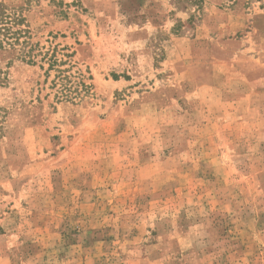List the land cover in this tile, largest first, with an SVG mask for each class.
<instances>
[{"label":"rangeland","instance_id":"obj_1","mask_svg":"<svg viewBox=\"0 0 264 264\" xmlns=\"http://www.w3.org/2000/svg\"><path fill=\"white\" fill-rule=\"evenodd\" d=\"M3 2L0 264H264V0Z\"/></svg>","mask_w":264,"mask_h":264},{"label":"trees","instance_id":"obj_2","mask_svg":"<svg viewBox=\"0 0 264 264\" xmlns=\"http://www.w3.org/2000/svg\"><path fill=\"white\" fill-rule=\"evenodd\" d=\"M27 28L20 13L10 10L3 0H0V60L8 58L9 61H33L31 45L25 49V45L29 44Z\"/></svg>","mask_w":264,"mask_h":264}]
</instances>
